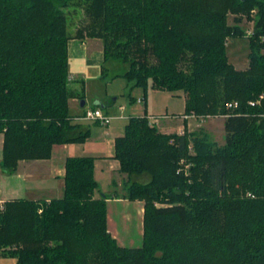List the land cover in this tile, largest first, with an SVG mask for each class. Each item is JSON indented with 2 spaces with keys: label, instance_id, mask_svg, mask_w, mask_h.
<instances>
[{
  "label": "trees",
  "instance_id": "trees-1",
  "mask_svg": "<svg viewBox=\"0 0 264 264\" xmlns=\"http://www.w3.org/2000/svg\"><path fill=\"white\" fill-rule=\"evenodd\" d=\"M82 13L87 23L73 36L72 14ZM244 18L254 27L249 66L239 70L227 43L245 35ZM73 37L103 41L104 78L128 66L112 78L127 80L129 97L133 88L184 92L186 115L225 117V144L133 117L115 140V159L127 175L125 198L144 203L142 246H121L109 231L95 159L69 157L62 198L0 207L1 256L17 264H264V0H0L7 175L91 135L70 114Z\"/></svg>",
  "mask_w": 264,
  "mask_h": 264
},
{
  "label": "crops",
  "instance_id": "crops-1",
  "mask_svg": "<svg viewBox=\"0 0 264 264\" xmlns=\"http://www.w3.org/2000/svg\"><path fill=\"white\" fill-rule=\"evenodd\" d=\"M68 50L69 78L71 87L77 96L69 100L70 114L77 118L90 108L87 99L89 82L97 79L99 84L104 85L103 43L98 39L73 37L69 40ZM120 66H123V72L128 69L125 64ZM114 79L112 80L114 81ZM81 92H84V100L78 97V94ZM140 95L143 102H141L138 110L136 105L127 106V103L117 105L119 101V97L117 96L100 93L94 94L92 99L94 106L107 109L108 112L106 113L114 115L117 118H114L106 127H102L96 123L94 126H99L104 130L103 133L98 134L96 137H93L95 132L92 130L93 128L87 126L91 130V135L83 144L54 146L52 156L48 160L21 161L17 172L12 175L3 173L0 168V198L3 201L15 199H31L35 201L45 199L50 201L62 198L65 188L64 178L67 159L69 157H92L95 159L94 174L100 192L110 197L107 200L109 231L118 241L117 234H113L112 232V215L113 213L120 215L122 212L130 217L131 215L132 217L135 215L134 218L137 216L140 227L143 229L144 203L142 201H130L125 198L126 192L124 187L127 175L120 171V163L115 159V140L124 135L125 126L133 117H143L145 115L161 116L160 122L163 121L164 125L160 132L165 134L183 133L186 129L190 132L195 131L192 129V125L196 118L185 114L186 99L181 93L152 91L149 95L145 94V92ZM155 96L159 98L157 100L159 102L156 101ZM178 97L183 100L182 110L178 112L170 111L172 107H175ZM133 101L135 102L136 100L133 98L129 102ZM79 122L83 123L84 121L79 120ZM93 138L96 139L95 143H91L93 142ZM3 144L4 135L0 134V162L3 156ZM105 144L108 148H104ZM103 183L107 184L106 187H108L105 191L101 188ZM122 206L125 208L124 210H122L123 208L121 209ZM128 208L133 212L129 214L126 211ZM0 264H17V260L15 258H5L0 254Z\"/></svg>",
  "mask_w": 264,
  "mask_h": 264
},
{
  "label": "rangeland",
  "instance_id": "rangeland-1",
  "mask_svg": "<svg viewBox=\"0 0 264 264\" xmlns=\"http://www.w3.org/2000/svg\"><path fill=\"white\" fill-rule=\"evenodd\" d=\"M73 15V16H72ZM71 16V21L69 22V32L73 34V36L76 34L77 29L81 28L85 23H87V18L84 17V13H82L81 16L74 15L72 14ZM255 15V13H253ZM233 22V16L230 17V23ZM253 27H254V22L248 20L247 18H244L243 23H242V28L245 30V35L244 36H239L237 38H231L228 40L227 43V55L229 58V61L234 64L238 69L244 70L248 64H249V52H250V41L249 37L253 33ZM101 41V40H100ZM103 43V41H102ZM122 65V64H120ZM128 67V66H127ZM116 74H123V66H118L114 69H112L109 72H106L105 80H104V85L99 84L97 79H93L89 82L88 85V93H87V99L88 103L90 104V108L94 109L97 106H94L93 102V97L94 94L100 93L103 95H114L119 97V101L117 105L120 103H127V106L129 105H136L137 109L139 110V107L141 105V102H143V99L140 98V94H142L144 91L141 88H133L130 90L131 97H133L136 101L134 102H129L133 98L129 97L127 95L128 92V82L125 78L119 77L115 78L114 81L112 80V76ZM102 86V89H101ZM152 93V90L148 91V95ZM184 95L185 99L187 94L184 92H179ZM156 101L159 99L156 97ZM141 100V102H139ZM139 102V103H138ZM159 102V101H157ZM142 106H144L142 104ZM183 108V100L178 97V99L175 102V107H172L171 110L173 111H181ZM151 110V109H150ZM105 112H108L107 109H104ZM159 117L158 120L161 118L160 116H155ZM224 121L225 117L223 116H217V117H208V118H200L195 121H193L192 129L195 131L203 130L207 132L211 139L215 142H217L219 145H224L225 144V129H224ZM163 122V121H162ZM159 122L155 125L157 129L160 131L161 128L163 127L164 123ZM83 124L85 126L92 127L94 134L93 137H96L98 134L103 133V129L101 127H96L94 126L96 123L91 122V121H84ZM101 126V125H100ZM104 127V126H102ZM93 142L96 141L95 138L92 139ZM104 148H108L107 145H104ZM107 184H102L101 188L102 190H107L108 187H106ZM115 189V188H114ZM102 194V193H101ZM100 194V188L97 190L95 195L97 197L101 196ZM113 207V206H112ZM123 206L121 207V209ZM135 209L134 207H132ZM123 208L122 210H124ZM113 210V208H112ZM127 212L132 213L133 211L131 209H127ZM113 221H112V232L113 234H117L118 242L121 246L127 247V248H137L141 247L143 244V229L140 227V224L138 222V217L135 215L128 216L124 212L120 213V215L113 213ZM129 217V218H128Z\"/></svg>",
  "mask_w": 264,
  "mask_h": 264
},
{
  "label": "built area",
  "instance_id": "built-area-1",
  "mask_svg": "<svg viewBox=\"0 0 264 264\" xmlns=\"http://www.w3.org/2000/svg\"><path fill=\"white\" fill-rule=\"evenodd\" d=\"M139 102H141V100H139ZM251 104L254 105V103H251ZM237 105H238L237 103L229 104V107L237 106ZM147 117L149 119L150 124H153V125H156L159 122V120H160V119L158 120L159 117H155V116H147ZM191 117H195V116L191 115ZM114 118H117V117L114 116V115L106 113L104 111V109H102L100 107H96L94 109L88 108L84 112V114L82 116H80V117H77L76 120L77 121H79V120H81V121H91V122L98 123L99 125L106 127V126H108L111 123V121ZM195 118H197V117H195ZM0 194H1V190H0ZM4 203H5V201H3L0 198V207L1 208H3Z\"/></svg>",
  "mask_w": 264,
  "mask_h": 264
},
{
  "label": "water",
  "instance_id": "water-1",
  "mask_svg": "<svg viewBox=\"0 0 264 264\" xmlns=\"http://www.w3.org/2000/svg\"><path fill=\"white\" fill-rule=\"evenodd\" d=\"M244 1V0H243ZM84 104V103H83Z\"/></svg>",
  "mask_w": 264,
  "mask_h": 264
}]
</instances>
